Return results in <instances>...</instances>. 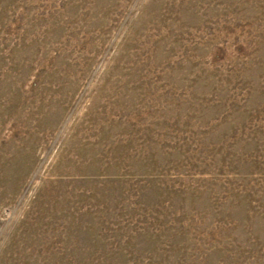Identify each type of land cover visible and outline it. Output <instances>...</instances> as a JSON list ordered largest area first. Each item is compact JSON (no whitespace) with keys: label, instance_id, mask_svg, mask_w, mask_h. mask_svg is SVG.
Returning a JSON list of instances; mask_svg holds the SVG:
<instances>
[{"label":"rangeland","instance_id":"1","mask_svg":"<svg viewBox=\"0 0 264 264\" xmlns=\"http://www.w3.org/2000/svg\"><path fill=\"white\" fill-rule=\"evenodd\" d=\"M0 264H264V0H0Z\"/></svg>","mask_w":264,"mask_h":264}]
</instances>
